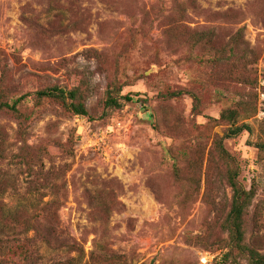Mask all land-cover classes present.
Wrapping results in <instances>:
<instances>
[{
    "label": "rangeland",
    "instance_id": "374dc122",
    "mask_svg": "<svg viewBox=\"0 0 264 264\" xmlns=\"http://www.w3.org/2000/svg\"><path fill=\"white\" fill-rule=\"evenodd\" d=\"M182 29L209 33L213 49L193 48ZM240 31L244 46L229 57ZM0 86L1 101L26 97L30 118L23 144L18 121L0 112V180L15 188L4 200L13 208L31 182L49 179L84 264H220L231 191L211 155L226 127L212 120L255 102L242 121L250 133L224 146L238 182L254 189L245 235L264 254V0H0ZM52 87L78 88L87 115L35 99ZM108 94L119 109L105 107ZM108 203L105 220H94ZM103 248L108 255L95 257ZM39 256L46 264L75 254L39 246Z\"/></svg>",
    "mask_w": 264,
    "mask_h": 264
},
{
    "label": "trees",
    "instance_id": "16d2710c",
    "mask_svg": "<svg viewBox=\"0 0 264 264\" xmlns=\"http://www.w3.org/2000/svg\"><path fill=\"white\" fill-rule=\"evenodd\" d=\"M177 22V21H176ZM175 22V23H176ZM183 36L187 37L186 42L192 44L195 49L201 50L213 49L212 36L203 34L202 32L190 33L182 29ZM184 39V38H183ZM242 31L236 38L225 46V51L229 57H233L235 50H239L244 46L242 42ZM203 61V60H202ZM219 58L213 59L215 64ZM3 86H0V112L11 114L18 121V138L25 144V125L29 121L20 109V105L25 101L26 97H20L11 103L1 101ZM190 95L193 102L197 103L198 99L193 93L186 92ZM184 95L183 91H178L169 94V97H179ZM35 99L38 102L50 100L59 104L63 110L72 116H86V107L78 88L71 90H63L58 87H52L36 93ZM126 102H132L128 96L124 98ZM121 103L117 99H113L108 94L105 100V107L109 109H119ZM257 111L256 103L248 104L245 101L237 103L236 107L225 109L220 113L218 120H212L226 127L223 130L222 137L215 136L213 141V149L211 155L219 161L225 170V182L231 191V201L228 213L222 223V231L228 236L226 244L227 252L223 255L220 264L232 261L237 262L238 259L245 260L248 264H264V254L261 253L256 246L250 244L246 240L245 235V216L247 209L251 206L255 197L254 189L245 190L238 182L240 175L239 167L236 160L225 149L224 143L229 139L239 136L243 132L250 133V126L242 123L254 116ZM259 152L264 153V141L259 140L257 143ZM21 154L24 155L22 148ZM22 156L24 165L32 170L27 157ZM36 175H41L38 171ZM6 180H0V264H42V259L39 256V246H43L53 252H60L65 249L69 259L65 261L53 260L46 264H84V252L79 249L77 243L65 233V228L62 227L60 221V208L63 206V198L56 193V186L49 184V179H44L43 182H31L32 190L28 189L26 198L23 202H17L13 208H8L4 196L9 189H15L14 185L9 187ZM44 188L51 191L50 194L40 192ZM42 193V194H41ZM33 196V198L30 197ZM49 200H45V199ZM109 203L104 204L100 208L103 217L99 216L100 212L94 211L92 217L94 220L104 219L108 216ZM106 248H103L95 257L102 258L99 254L107 256ZM94 256L91 257L93 259Z\"/></svg>",
    "mask_w": 264,
    "mask_h": 264
},
{
    "label": "built area",
    "instance_id": "2783aa9c",
    "mask_svg": "<svg viewBox=\"0 0 264 264\" xmlns=\"http://www.w3.org/2000/svg\"><path fill=\"white\" fill-rule=\"evenodd\" d=\"M205 261H206L205 259L202 260L203 263H205Z\"/></svg>",
    "mask_w": 264,
    "mask_h": 264
}]
</instances>
